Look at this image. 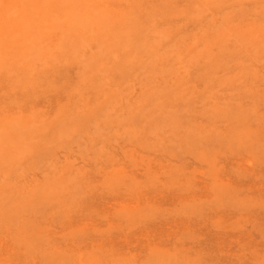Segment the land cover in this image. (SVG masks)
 I'll return each mask as SVG.
<instances>
[{
  "label": "rangeland",
  "instance_id": "374dc122",
  "mask_svg": "<svg viewBox=\"0 0 264 264\" xmlns=\"http://www.w3.org/2000/svg\"><path fill=\"white\" fill-rule=\"evenodd\" d=\"M0 264H264V0H0Z\"/></svg>",
  "mask_w": 264,
  "mask_h": 264
},
{
  "label": "bare ground",
  "instance_id": "6f19581e",
  "mask_svg": "<svg viewBox=\"0 0 264 264\" xmlns=\"http://www.w3.org/2000/svg\"><path fill=\"white\" fill-rule=\"evenodd\" d=\"M64 70V69H63Z\"/></svg>",
  "mask_w": 264,
  "mask_h": 264
}]
</instances>
